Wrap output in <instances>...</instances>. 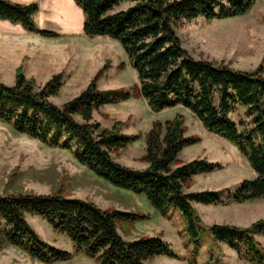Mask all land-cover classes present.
Returning <instances> with one entry per match:
<instances>
[{
  "label": "trees",
  "instance_id": "1",
  "mask_svg": "<svg viewBox=\"0 0 264 264\" xmlns=\"http://www.w3.org/2000/svg\"><path fill=\"white\" fill-rule=\"evenodd\" d=\"M73 1L84 14L83 34L117 41L136 73L137 83L131 90L98 88L97 80L107 68L104 65L78 95L57 105L49 97L58 94L60 73L36 87L34 79L27 78L18 67L12 85L0 81V122L46 146L69 151L96 176L143 194L164 217L179 211L185 221L182 243L190 250L187 264H198L193 257L208 239L228 244L239 259L249 264H264V248L256 239L264 235V217L246 226L206 224L194 206L264 199L263 68L248 71L195 58L183 47L176 31L179 23L197 17L211 21L244 15L258 0ZM38 8L37 2L0 0V18L19 23L29 32L57 37L56 32L36 24ZM123 67L121 62L119 68ZM132 92L154 112L176 106L187 109L204 129L234 145L256 176L244 178L234 189L189 190L195 175L221 166L206 158L187 162L179 158L185 147L199 141L196 134H187L180 113L152 122L144 135L145 149L140 157L145 168L135 169L115 161L111 152L139 139L140 134L122 132V121L101 128L93 114L107 104L130 98ZM240 107L247 123H237L231 117ZM26 213L40 216L53 230L67 236L73 252L50 245L29 224ZM141 217L144 215L103 209L93 201L59 193L0 194V245L15 246L45 264L67 261L79 253L98 264H146L156 256L182 259L161 236L125 240L119 234L120 221ZM212 259L210 256L202 264H216Z\"/></svg>",
  "mask_w": 264,
  "mask_h": 264
},
{
  "label": "rangeland",
  "instance_id": "2",
  "mask_svg": "<svg viewBox=\"0 0 264 264\" xmlns=\"http://www.w3.org/2000/svg\"><path fill=\"white\" fill-rule=\"evenodd\" d=\"M76 7L79 12L68 0H56L55 3V9L65 12L66 22H79L83 12ZM36 20L39 25L40 21ZM176 31L183 47L195 58L248 71L261 66L264 72V0H258L244 15L211 21L197 17L179 23ZM6 41L0 37V81L12 85L18 67L22 68L27 78L34 79L36 87L43 86L52 75L60 73L62 85L58 94L49 97L57 105L78 95L104 65L107 68L97 80L98 88L121 87L131 90L137 83L136 73L119 43L106 36L89 38L83 34L82 28L77 35L64 39L60 45H46V56L42 64L30 57L25 59L22 56L24 48L19 41H13L12 44ZM121 62L124 64L122 69L119 68ZM177 113L184 116L187 134L199 136L197 143L185 147L180 159L187 162L195 158H206L221 166L212 172L195 175L189 190L234 189L244 178L256 176L246 158L234 145L204 129L200 121L181 106L154 112L143 98L132 92L130 98L107 104L99 112H94L93 120L101 128H110L114 122L122 121V132L139 133V139L111 152V156L123 165L143 169L146 163L140 161V157L145 149V133L154 120L164 121ZM231 117L237 123H247L241 107ZM239 129L242 130L243 126H239ZM25 192L59 193L66 197L93 201L103 209L112 208L144 215L135 220L120 221L117 224L119 234L125 240L161 236L182 256V259L156 256L146 261V264H187L190 250L184 248L182 243L185 221L179 211L173 210L168 213V217H164L143 194L112 185L96 176L77 162L69 151L46 146L37 139L16 133L8 124L0 122V194ZM194 206L206 224L216 222L246 226L264 217V199L229 205ZM26 220L50 245L73 252V243L69 238L53 230L40 216L26 213ZM256 239L264 248V235H257ZM210 256L216 264H249L239 259L236 251L228 244L213 242L211 239L197 250L193 260L202 264ZM0 264L45 263L32 259L15 246L1 244ZM52 264L98 263L79 253L67 261Z\"/></svg>",
  "mask_w": 264,
  "mask_h": 264
},
{
  "label": "crops",
  "instance_id": "3",
  "mask_svg": "<svg viewBox=\"0 0 264 264\" xmlns=\"http://www.w3.org/2000/svg\"><path fill=\"white\" fill-rule=\"evenodd\" d=\"M20 3H29L37 2L38 11L35 14V22L37 23L38 19L40 24L38 25L41 29L51 30L58 34L57 37H50L52 39H47L41 35L25 30L19 23L10 22L6 19L0 18V37H3L6 42L12 44L13 41H19L22 45V56L26 59L36 60L37 63L42 64L46 51L45 46L57 45L68 38H72L77 35L81 28L82 22L84 20V14H81L80 20L75 22H66L65 21V12L62 10L55 9L56 0H12ZM68 3L72 5L78 12L77 5L73 0H68ZM69 24V25H67ZM69 26V27H68ZM71 27V28H70ZM27 54V55H26ZM185 150V148L180 152Z\"/></svg>",
  "mask_w": 264,
  "mask_h": 264
},
{
  "label": "bare ground",
  "instance_id": "4",
  "mask_svg": "<svg viewBox=\"0 0 264 264\" xmlns=\"http://www.w3.org/2000/svg\"><path fill=\"white\" fill-rule=\"evenodd\" d=\"M73 23V22H72ZM67 25H69V24H67ZM69 27V26H68ZM71 28V27H70Z\"/></svg>",
  "mask_w": 264,
  "mask_h": 264
}]
</instances>
